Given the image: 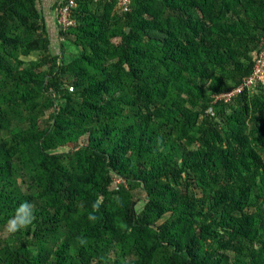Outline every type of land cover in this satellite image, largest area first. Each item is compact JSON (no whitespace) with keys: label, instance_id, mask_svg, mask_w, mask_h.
Here are the masks:
<instances>
[{"label":"trees","instance_id":"obj_1","mask_svg":"<svg viewBox=\"0 0 264 264\" xmlns=\"http://www.w3.org/2000/svg\"><path fill=\"white\" fill-rule=\"evenodd\" d=\"M40 1L0 0V264H264V84L216 98L264 0Z\"/></svg>","mask_w":264,"mask_h":264},{"label":"built area","instance_id":"obj_2","mask_svg":"<svg viewBox=\"0 0 264 264\" xmlns=\"http://www.w3.org/2000/svg\"><path fill=\"white\" fill-rule=\"evenodd\" d=\"M102 2L114 3L117 10L122 13H128L130 11V6L133 0H100ZM70 6L73 7L74 3L70 2ZM67 9H62L59 14L61 18L59 20V24L63 27L73 26L72 22L67 21L68 13H66ZM264 84V40H262L259 44V49L254 54V64L252 68V73L250 76L244 79L243 85L238 88L232 89L227 93H224L216 98L219 100H223L227 102L230 98L239 94L242 90L248 89L254 91L257 84ZM71 89V88H70Z\"/></svg>","mask_w":264,"mask_h":264},{"label":"clouds","instance_id":"obj_3","mask_svg":"<svg viewBox=\"0 0 264 264\" xmlns=\"http://www.w3.org/2000/svg\"><path fill=\"white\" fill-rule=\"evenodd\" d=\"M35 204L31 201H23L21 202L14 214L8 219L5 230L14 234L22 229H27L36 219L35 216ZM94 207H98V205H94ZM89 219H93V217H89ZM78 242L81 244H85L86 240L78 237Z\"/></svg>","mask_w":264,"mask_h":264},{"label":"rangeland","instance_id":"obj_4","mask_svg":"<svg viewBox=\"0 0 264 264\" xmlns=\"http://www.w3.org/2000/svg\"><path fill=\"white\" fill-rule=\"evenodd\" d=\"M53 3H54V0H49L48 2L46 0L40 1L39 8L41 9V11L43 12L45 17L52 16L50 13V9H51ZM159 8L160 9L162 8V4H159ZM52 39H55V38L53 37ZM57 44H58L57 38L51 42V48L53 49L54 53H56V54L58 52ZM76 52L77 51L75 49L73 50V48L69 47V49L66 51V56L74 55V54H76ZM32 59H37V56L36 55L32 56ZM212 103L214 104L215 102H212ZM52 111L53 110L51 108L46 109L44 111V117L43 118L45 120H47L49 118V116L52 114ZM214 112H215V109H214L213 105L212 106L210 105L209 108L206 110V114H207L206 117L211 118V117L215 116ZM225 113L228 115L230 112L228 109H225ZM211 115H213V116H211Z\"/></svg>","mask_w":264,"mask_h":264},{"label":"crops","instance_id":"obj_5","mask_svg":"<svg viewBox=\"0 0 264 264\" xmlns=\"http://www.w3.org/2000/svg\"><path fill=\"white\" fill-rule=\"evenodd\" d=\"M46 1L48 2L49 0H46ZM53 19H54L53 16H48L47 21H48L49 27H52L54 25Z\"/></svg>","mask_w":264,"mask_h":264}]
</instances>
